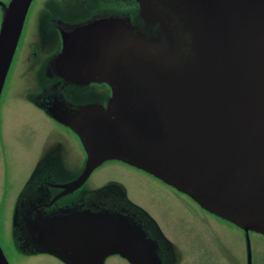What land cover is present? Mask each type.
Listing matches in <instances>:
<instances>
[{
    "label": "water",
    "instance_id": "obj_1",
    "mask_svg": "<svg viewBox=\"0 0 264 264\" xmlns=\"http://www.w3.org/2000/svg\"><path fill=\"white\" fill-rule=\"evenodd\" d=\"M31 1L12 0L2 20L0 98ZM124 1L134 6L129 15L111 13L61 31L53 63L63 88L82 99L92 85L110 93L104 105L72 104L60 93L43 109L78 139L82 170L58 184L38 154L26 179L44 173L59 191L42 205L48 208L67 202L105 163H121L242 231L252 264L249 235L264 237V0ZM3 160L0 154L4 170ZM37 225L26 237L31 255L62 264H105L111 257L165 264L158 240L124 214L79 210ZM0 264H9L1 245Z\"/></svg>",
    "mask_w": 264,
    "mask_h": 264
},
{
    "label": "rangeland",
    "instance_id": "obj_2",
    "mask_svg": "<svg viewBox=\"0 0 264 264\" xmlns=\"http://www.w3.org/2000/svg\"><path fill=\"white\" fill-rule=\"evenodd\" d=\"M130 19L136 23L135 13ZM26 67L28 63L10 78L0 107V142L2 139V143L5 142L2 137L4 128L5 139L14 146V150L7 151V157L4 156V170L0 166V243L10 264H61L48 255H28L22 251L18 241L20 230L15 228V220L13 223L15 202L20 197V188L29 180L26 178L30 171L31 177L35 172L34 162L38 154L39 162L50 164L52 169L46 172L51 171L52 180L58 184L71 181L82 170L85 157L74 136L43 119L41 112L33 108L28 99L21 97V93L28 94L38 85L35 79L26 83ZM92 92H98V88L92 87L89 93ZM62 94L69 103L77 104L82 100L81 92L77 94L79 101L70 100L73 98L70 91L64 90ZM27 122L26 126L20 127ZM22 127L36 132L32 140L21 130ZM20 135H24V139H19ZM16 138L25 145L16 148ZM35 180L44 179L37 175ZM83 189L86 194H93L95 204L106 209L122 206L130 212L133 210L129 204L136 207L141 222L160 243L165 264H247L243 233L203 212L186 197L140 171L108 162L92 174ZM250 243L253 264H264V238L250 235ZM105 264L128 263L119 257H111Z\"/></svg>",
    "mask_w": 264,
    "mask_h": 264
},
{
    "label": "flooded vegetation",
    "instance_id": "obj_3",
    "mask_svg": "<svg viewBox=\"0 0 264 264\" xmlns=\"http://www.w3.org/2000/svg\"><path fill=\"white\" fill-rule=\"evenodd\" d=\"M11 1L12 0H0V27L5 11L9 7ZM132 7L131 3L124 0H32L26 13L4 91L7 88L9 79L13 77L14 74L19 73L25 63H28V67H26L27 69L25 70V79H27L28 83H30L32 79L34 82L35 79L38 85H35V90L28 94H23V96L30 100V104L33 108L39 110L49 121L56 124L46 115L43 109H46L51 98L56 94L62 93L64 89V83L57 77V72L53 64L56 55L61 50V31H64L67 27H72L97 17L108 16L111 13L127 12V10H131ZM112 9L115 12H113ZM95 87L98 88V92H85L82 101L84 103L94 102L104 105L110 93L105 86L97 85ZM90 88L92 87L90 86ZM67 89L68 90H64L70 91L71 95H73V98H70V100L78 101L79 96H76V94L79 91L69 87ZM3 98L2 95L0 105L3 102ZM71 103L74 104L73 102ZM27 124L28 122L26 124L22 123L20 127L21 125L26 126ZM21 130L31 139V131H29L27 127H22ZM63 131L72 136L69 130L63 128ZM24 137V135H20L19 139H24ZM16 139L17 141L14 142L16 143V148L25 145L20 142L18 138ZM2 140L0 145L4 146L6 143H2ZM13 147L14 146L10 144V148L6 147L0 149V152L1 150L3 153L11 149L14 150ZM24 150L26 151L27 149L24 147ZM48 174L50 176V173ZM41 177L44 179L45 174L43 173ZM49 183L52 182L45 180L30 181L29 179L27 183L23 185L22 191H19L20 197L16 202L17 205L13 218L15 220V228L20 230L19 234L21 237H18V241L21 249L28 255H31L30 251L33 248L32 243L29 242L31 238H26L27 236H31L32 229L30 230L29 225H33L35 228V226H38L37 224L39 222H51L68 213L74 214L79 210L92 212L98 209L124 214L136 224H140L153 240H157V238L149 233L145 223L143 225L140 216L137 214L138 209H136V207L134 208L132 204H129L133 210L130 212H127V209L122 206L106 209L95 204L94 201H91V194H86L84 189L74 193L70 198L66 199L65 201L67 202L63 204L57 201L51 207H42V205L50 203L51 199L59 192L53 191L48 187ZM102 204L104 206H110V204Z\"/></svg>",
    "mask_w": 264,
    "mask_h": 264
}]
</instances>
